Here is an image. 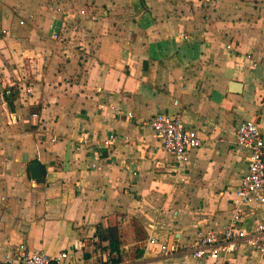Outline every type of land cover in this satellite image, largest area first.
<instances>
[{
  "label": "crops",
  "instance_id": "0c3cea01",
  "mask_svg": "<svg viewBox=\"0 0 264 264\" xmlns=\"http://www.w3.org/2000/svg\"><path fill=\"white\" fill-rule=\"evenodd\" d=\"M0 29V264L20 244L59 264H264L247 247L184 250L231 215L237 125L264 145V0H0ZM156 114L200 139L181 167ZM239 214L264 235V205Z\"/></svg>",
  "mask_w": 264,
  "mask_h": 264
},
{
  "label": "built area",
  "instance_id": "2783aa9c",
  "mask_svg": "<svg viewBox=\"0 0 264 264\" xmlns=\"http://www.w3.org/2000/svg\"><path fill=\"white\" fill-rule=\"evenodd\" d=\"M5 34L6 31L0 29V41ZM52 38L56 39L57 35L54 34ZM9 93V88L2 91L4 96H8ZM126 116L132 117L130 113ZM148 126L161 149L171 157L177 167L184 164L187 151L197 149L201 144L196 132L184 128L178 116L156 114L148 122ZM109 140L103 141L102 144L107 146L111 141ZM234 144L238 150L245 153V171L231 200V215L220 238L208 230L196 232L192 244L187 249L184 248L186 255L192 259L216 260L219 256L230 254L239 247H247L254 252L257 259H264V235H259L263 226L258 224L249 234L237 227L239 213L243 207L249 204L264 205V145L255 123L250 121L239 123L234 131ZM155 243L154 238L148 240L149 245ZM158 248L163 255L175 252V247H167L165 244L159 245ZM14 252L19 264H59L66 258L64 252L50 257L29 251L22 244L18 245Z\"/></svg>",
  "mask_w": 264,
  "mask_h": 264
},
{
  "label": "water",
  "instance_id": "95a60500",
  "mask_svg": "<svg viewBox=\"0 0 264 264\" xmlns=\"http://www.w3.org/2000/svg\"><path fill=\"white\" fill-rule=\"evenodd\" d=\"M256 125V124H255ZM257 127V126H256ZM29 175L31 180H37L41 176L39 164L37 162L30 163L28 165Z\"/></svg>",
  "mask_w": 264,
  "mask_h": 264
},
{
  "label": "rangeland",
  "instance_id": "374dc122",
  "mask_svg": "<svg viewBox=\"0 0 264 264\" xmlns=\"http://www.w3.org/2000/svg\"><path fill=\"white\" fill-rule=\"evenodd\" d=\"M31 2L35 1V0H30Z\"/></svg>",
  "mask_w": 264,
  "mask_h": 264
}]
</instances>
